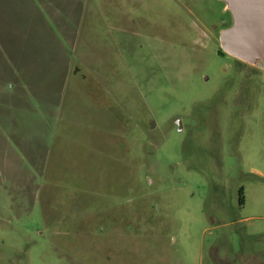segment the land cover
<instances>
[{"label": "rangeland", "instance_id": "374dc122", "mask_svg": "<svg viewBox=\"0 0 264 264\" xmlns=\"http://www.w3.org/2000/svg\"><path fill=\"white\" fill-rule=\"evenodd\" d=\"M42 2L0 0V264H264V69L219 54L224 1Z\"/></svg>", "mask_w": 264, "mask_h": 264}, {"label": "water", "instance_id": "95a60500", "mask_svg": "<svg viewBox=\"0 0 264 264\" xmlns=\"http://www.w3.org/2000/svg\"><path fill=\"white\" fill-rule=\"evenodd\" d=\"M232 24L220 35L227 54L264 69V0H222Z\"/></svg>", "mask_w": 264, "mask_h": 264}, {"label": "crops", "instance_id": "0c3cea01", "mask_svg": "<svg viewBox=\"0 0 264 264\" xmlns=\"http://www.w3.org/2000/svg\"><path fill=\"white\" fill-rule=\"evenodd\" d=\"M43 0H30V2L31 3H34V4H36V5H43V3L44 2H42ZM43 16H44V13H43ZM44 18H42V20H43ZM44 22V21H43ZM44 26V25H43ZM45 31V30H44ZM44 31L42 32L43 34H44ZM36 47H37V45H33V46H31V45H29L28 46V49H27V53H29L30 54V56L32 55V60H33V58H34V56L35 55H33L35 52H36ZM61 50V48L59 47L58 48V51H60ZM60 55V54H59ZM29 56V57H30ZM61 56V55H60ZM65 60H66V62L67 63H69L68 65H67V68H68V73L70 74V76H71V74L72 75H75V76H78V74L80 73V69H79V67H78V65L77 64H74L73 65V61L71 60L70 61V58L69 57H67V55H66V57H65ZM27 60H21L19 63H18V65L17 66H19L20 68H18V69H24L25 67H26V65H25V63H27L26 62ZM70 63H71V65H70ZM69 65H70V67H69ZM71 66H73V70L71 71L70 70V68H71ZM17 72V71H16ZM68 74V75H69ZM19 75L22 77V75L19 73ZM29 77L30 78H36V77H39L37 74H33V75H29ZM13 79H15V76H13ZM14 82H8V83H10L9 85H7L8 87H14L16 84H25V82L23 83V82H20V81H17V80H13ZM26 84H28V82L26 83ZM10 137V136H9ZM4 138H6L5 137V135H4ZM6 140H8L7 138H6ZM0 174H2V175H6V174H10V173H7L6 171H4L3 169H0ZM30 178V176H28L27 178H26V180H28Z\"/></svg>", "mask_w": 264, "mask_h": 264}, {"label": "flooded vegetation", "instance_id": "af4514ba", "mask_svg": "<svg viewBox=\"0 0 264 264\" xmlns=\"http://www.w3.org/2000/svg\"><path fill=\"white\" fill-rule=\"evenodd\" d=\"M194 2H196V0H194ZM225 10H226V12H229V10H227V8H226V5H225ZM233 21V20H232ZM232 21H228V20H222L220 23H215V25H213V29H214V31L216 32L217 31V35H214L213 36V40L215 41V42H218V44L220 45V48H221V50L219 51V54L220 55H225V54H227L226 52H224L223 51V49H222V47H221V42H220V35H221V31L223 30V29H225V28H227V27H229L231 24H232ZM228 56H231V55H229V54H227ZM232 58H234L235 60H236V62L237 61H239V62H241L242 64H247V63H245V62H243V61H240L239 59H237V58H235V57H233V56H231ZM250 65V64H249ZM253 66V65H252ZM254 67H257V66H254ZM228 69H230V66H228Z\"/></svg>", "mask_w": 264, "mask_h": 264}, {"label": "trees", "instance_id": "16d2710c", "mask_svg": "<svg viewBox=\"0 0 264 264\" xmlns=\"http://www.w3.org/2000/svg\"><path fill=\"white\" fill-rule=\"evenodd\" d=\"M239 205L243 206L244 205V189L241 188L239 191Z\"/></svg>", "mask_w": 264, "mask_h": 264}]
</instances>
